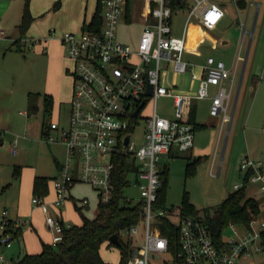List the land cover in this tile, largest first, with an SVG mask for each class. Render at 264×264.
<instances>
[{
	"label": "built area",
	"instance_id": "2783aa9c",
	"mask_svg": "<svg viewBox=\"0 0 264 264\" xmlns=\"http://www.w3.org/2000/svg\"><path fill=\"white\" fill-rule=\"evenodd\" d=\"M129 0H100L102 5L100 31L84 27L77 32L67 31L60 37L66 49L73 77L70 123L60 127L51 119L45 131L48 143L63 145L65 159L58 175L53 179L56 198L51 212L44 196L35 195L37 205L46 215L53 234L52 246L57 247L71 225L59 216L65 201L71 198V190L77 183L90 185L97 193L100 204L110 203L115 195L114 161L117 154L132 157L138 166L134 180L140 191L144 216L136 225L123 228L120 238L140 240V228L144 230L140 244L127 264H245L255 252L262 250L261 234L264 217H255L247 224L231 225V236L217 243L201 217L184 215L176 223L180 228V245L176 253L169 248L168 238L157 223L159 217L168 215L156 208L162 185L159 167L163 154L173 148L187 152L195 142V125L190 120L196 100L208 98L211 87L218 91L211 96L210 114L222 116L223 123L231 121V103L237 79L223 60L209 56L204 64L191 65L184 58L185 37L173 34V8L170 0H147L151 21L147 22L136 42L122 41L118 36L119 23L126 14ZM196 16L208 28H214L224 17V10L215 3L196 0L190 16ZM7 30L0 24V38ZM55 32L51 33L54 36ZM19 46H33L37 40L21 37ZM172 67L176 74L192 71V79L199 80L196 91L175 92L167 84V72ZM229 83V87H226ZM149 86L152 92L147 94ZM162 97H172L174 115H161L157 102ZM152 104L149 114L143 113ZM137 111L136 115L134 112ZM144 121L143 141L138 145L132 138L135 122ZM0 131V138L3 134ZM128 138V141H126ZM13 152L17 153V142ZM241 180L234 184L239 190L246 179L257 184L252 196L264 194V162H255L249 155L240 157ZM132 183V181H131ZM131 199V198H128ZM78 210L89 206V199L76 200ZM261 213L264 205H261ZM260 213V214H261ZM22 224L19 218L10 216L9 210L0 215V245L10 248L15 233ZM151 255L160 258L151 261ZM0 264H11L0 254Z\"/></svg>",
	"mask_w": 264,
	"mask_h": 264
},
{
	"label": "crops",
	"instance_id": "0c3cea01",
	"mask_svg": "<svg viewBox=\"0 0 264 264\" xmlns=\"http://www.w3.org/2000/svg\"><path fill=\"white\" fill-rule=\"evenodd\" d=\"M141 1L144 4L143 5L144 9L141 14L142 16L141 33H142L145 24L151 21V17H150L149 4L147 0H141ZM205 1L215 3L224 10V17L219 22V24L214 28H208L204 24H202L201 21L196 16L192 15L191 17H194L196 21V27L203 29L204 34L202 32L197 31V28L194 26L193 31L191 32L192 36L189 39H187L186 33L182 29V27H180V29L177 32H175L174 19H175L176 11L178 9L177 8L173 13V20H172L173 34L175 36L185 37L184 55L192 54L201 57V61L197 63H193V65L196 66V65L204 64L209 56H213L216 59L223 60L226 63L227 67L231 69L233 72H235V76L238 82L240 81L239 73H238L239 64L241 62H245L244 60H246V57L247 60H249V54H250L249 52H250L251 44L253 43V34L255 35L256 32H257L256 45L258 44L260 45L261 36L264 31V0H205ZM69 2L71 3L72 9L67 12L66 6ZM98 2L99 0H31L30 8L34 20L25 34L27 35L29 34L31 35L30 36L31 38L34 37L35 40L40 41L38 44L39 53L43 54L42 58H45L46 64L48 66L47 75L45 79V83L46 82L48 83L45 88L48 89H44V90L47 92L45 94L53 97V102H58V103L60 102V99L63 96V88H65L67 80H70V82H68L69 85L67 90L70 97L68 102H70L71 100L72 90H73V77L71 76V74H69L68 67L71 66L72 61L67 57L66 49L63 46L60 37L56 35L51 36V34H49V31L51 29H49L50 26L48 25L50 24L48 23L44 27L40 28V23L46 21L48 15H52L51 19H55L58 21L60 19L61 20L63 19L65 23L63 28L74 32L80 31L84 25L89 24L92 21L94 13L96 12L98 6ZM188 3L189 0H185L179 8H181V10L188 9L189 11L188 17H189L192 7L196 4V0L190 6ZM24 6H25V0H0V24L4 28L5 26L9 28H15L13 34L11 35L9 34L7 36L8 34L7 33L5 37L0 38V43L1 42L6 43L3 49H6V47L9 46V41L11 40V38L12 40L13 38H16L15 36L17 35V32H19L20 35L19 25L23 18ZM124 18L126 20V25L131 26L130 24H132L134 17L131 11L130 0L127 3V11ZM136 18L137 17H135V19ZM140 34L138 37L136 38L131 37L129 41H124V42H129V43L136 42L139 39ZM249 35H251L250 38ZM15 42L16 40L14 41V43ZM245 45H248V47H247V54L244 57L243 55H241V53L244 50ZM259 45L255 53L254 54L252 53V55H254V58L258 53ZM234 48L235 51H238V56L235 58V61L232 64L230 62V58H232L231 55H234V53H232ZM18 50L22 51V49L21 50L18 49ZM18 50H16L15 52H18ZM206 51H208V55H206L207 54ZM226 52H227L228 61H226V59L223 57V55L226 54ZM171 71H173L172 67L168 69L167 75ZM191 80L192 83L194 82L198 83L199 86L198 79L193 81L192 73H191ZM226 85H227L226 87H229L230 84L227 83ZM168 86L172 87V89L175 92H181V93L196 91L198 89L197 86V88L195 89L191 88V89L177 91L176 89L178 88V82L176 81L171 82L170 84H168ZM261 90H264V88H258L253 98L251 111L249 113V117L247 118V123H249V125L250 124L254 125V123H256V119L258 115L253 117V122L251 118L253 116L252 112H254L256 107L259 108L260 104L262 103V99L259 98ZM217 91L218 88L216 86H212L211 94L208 98L200 99L199 102L198 100H196L193 104L190 114V120L193 124H197V126L199 127L195 130L194 146L192 149L187 151L190 158L195 153L194 150L196 147L195 144H196L197 131H206L203 129L205 128L209 129L210 127H215L216 125H221V124H222V130L224 128L223 127L224 124L226 125L228 124L229 125L228 130H231L239 104H241L242 109L244 108L246 96L248 95V88H240L239 97L234 110L236 95L238 93V88H236L235 90V86H234L233 95H232L233 102L230 106L232 119L228 123H223L221 115L212 116L210 114V107L212 103L211 96L216 94ZM35 93H38V96L36 98L38 102L36 101V104L37 107H40L38 98L41 97L40 96L41 91L39 90L38 92ZM65 93L66 92H64V94ZM10 94H11L10 91H7L5 93L0 92V101H5L6 103H10L11 101H13V97H10ZM28 98H29V94H28ZM163 98H170L172 100V111L168 113V117L172 118L174 115L173 99L172 97H163ZM42 100H44L43 97ZM200 102L201 103L203 102V105H205L208 108V112L210 115L209 117L211 119L208 123L205 124L199 123L197 119L198 103ZM4 104L5 103L0 102V131L4 132L1 135L2 137L0 138V215L2 211L6 209L9 210L11 217L19 218L22 223L27 222V224H22L21 227L16 230L15 240L10 248H5L0 245V254H4L5 257L9 260V262L12 263V260L21 258V256L24 255L25 253H30V254L40 253L43 249V244H52L53 234L47 224L46 215L35 201V195H40L35 192V179L37 178V176L48 178L47 193L41 196H44V199L49 203L51 212L54 214H58V212L53 207V202L56 198V194L53 186V179L59 173L60 165L65 159V152L63 157L55 156L53 151L44 144L45 142L43 138H45V130L43 131L42 127L40 129L38 126H32V123L29 118L27 124L26 123L23 124V128L21 129V130H25L27 128L25 130L26 133L24 135L16 136L15 138L12 137L13 136L12 134L7 135L9 129L6 130V128H10L13 131L14 124L12 122H9V120L6 118V114L8 115L10 113V110L8 108H4L3 107ZM55 105L57 104L53 103V108ZM147 105H149L151 111L152 104L149 103ZM19 113H21L22 115H28L29 117L31 111L30 110L20 111ZM140 121L143 120H139V122ZM29 133L34 135V138H36L32 140H36L37 142H39V146H40L38 153L39 159L35 164L31 166L27 165L26 166L27 168L22 169L23 164H28L27 163L28 155L25 159L20 157L19 159L17 158L16 160H14L13 163H8L4 158V155L2 153V148L4 146L5 140L7 139V137H9V142H11L12 155L17 156L19 154V143L20 144L22 143V146L28 150V148L32 146V145L30 146V144L28 143L29 142L28 138L29 140L31 138ZM255 134L261 137L259 139L260 140L259 145L255 144L254 142ZM244 137L247 144L248 143L250 144L251 136H248L245 133ZM22 138L24 140H22ZM262 139H264V128L256 129L253 127V149H251V145H250V148L249 147L247 148L250 154H246V155H249L255 162H264V154H263L264 140L262 142ZM26 140L28 142H26ZM16 142H17V153H14L13 148ZM198 143L199 144L201 143L200 136L198 139ZM180 153L183 152L179 151L178 148H173L170 153L163 154L160 164H162L163 158L170 159L171 157L180 155ZM201 157L202 156L199 155L196 158H201ZM240 157L238 158V169H239ZM22 159L24 160V163H21ZM165 169H168V166L164 165L163 169L161 168V171ZM15 171L17 172L18 175H15ZM238 172L241 180L240 171ZM78 184L79 183L74 185V187L71 190V198L67 199L59 210V216L71 226L81 225L83 223L81 212L77 209L76 206V200H80L85 197L88 198L89 206L86 209L91 208V203H92L91 198L93 194L89 190L86 189L84 193L81 194V196L79 197H77L73 193L75 186ZM15 185H17L18 187L13 190V187ZM256 188H257V184L249 183L248 195L252 196L253 191ZM95 198L98 200V203L95 204L93 207V216H88L86 215V212L83 211V213L88 218L91 219H93L97 215L99 209V199L97 193L95 194ZM256 198L259 199L261 203H263L264 205L263 193L258 194ZM263 213H264V209H263ZM74 220L76 221L75 223ZM143 233L144 230L141 227L140 240L136 241L134 243L135 245L140 244L141 239L143 237ZM105 244H107L108 247L112 246L110 244V240L104 242L102 246ZM102 246H101V256L103 260L107 262L102 253ZM261 251H263V249L254 253L253 259L249 261L250 264L263 263V259L262 257H260ZM120 259H121V252H120ZM109 264H114V263H109Z\"/></svg>",
	"mask_w": 264,
	"mask_h": 264
},
{
	"label": "rangeland",
	"instance_id": "374dc122",
	"mask_svg": "<svg viewBox=\"0 0 264 264\" xmlns=\"http://www.w3.org/2000/svg\"><path fill=\"white\" fill-rule=\"evenodd\" d=\"M194 1L195 0H189V6L193 4ZM143 5L144 4L141 0H130V6L134 20L132 21V24H130L131 26H128L126 25L124 15L122 16L119 23L118 36L123 41H129L131 37L136 38L141 33V14L144 9ZM71 9L72 6L69 2L66 6V11L68 12ZM188 14V9L181 10V8H178L174 19L175 32H177L180 27H182V29L186 33L187 39L192 36L191 32L193 31L194 26L196 27V21L194 17H188ZM135 17L137 18L135 19ZM51 18L52 15H48L47 20L43 23H40V28L49 23L50 25L48 26H50L49 29H51L49 31V34H51V32H55V35L58 37H61L62 34L70 31L63 28L65 24L63 19H60L58 21ZM5 29L8 33L7 36L9 34H13L15 30V28H9L6 26ZM197 31L204 34L203 29L197 28ZM20 36L21 33L19 35V32H17V35L15 36L16 38H13V40L11 38V40L9 41V46L6 47V49H3L6 43H0V92L5 93L7 91H10V97H13V101H11L10 103L0 101L1 103H5L3 105L4 108H8L10 110V113L8 115L6 114V118L9 120V122H12L14 124L13 131L10 128H6V130L9 129L7 135L12 134L13 138H15L16 136L24 135L27 128L25 130L21 129L23 128V124H27L28 118L30 119L32 126H38L40 129L42 127L43 131L48 130L52 133H55V130L49 129V122L51 121V119L57 120L60 124V127H67L70 123L71 103L68 102L70 97L67 92L69 85L68 82H70V80H67L65 88H63V96L61 97L60 102H54V104L57 105L54 106L53 111L50 113H46L44 111V100H42V97L44 98V96L46 95L45 93H47L44 89H48L45 88L48 84L47 82L45 83L48 66L46 64L45 58H42L43 54L39 53L38 44L40 41L37 40V42H35L31 47H29L28 45L21 46L22 51H19L17 49V46H19V44H15L14 41H18V39H20ZM30 36L31 35L29 34H25L22 37L24 39H27L31 38ZM250 37L251 35H249V38ZM256 38L257 32L255 35L253 34V43L251 44L249 60H247L245 74L241 85V88H248V95L246 96L244 108L242 109L241 104H239L238 106L231 130H228V124H224V128L222 130L221 124L216 125L215 127H210L209 129H203L206 131H197L195 144L196 147L194 150L196 154L194 153L190 158L187 152H183L180 153V155L171 157L170 159L163 158L162 164L159 165L160 169H163L164 165L168 166V181L164 192L167 206L175 208L174 212L168 214L174 222H178L179 220V207L182 204L184 197H187V199L192 202L198 209L203 210L207 207H214L222 202L226 198L228 193L234 190V184L240 182L238 172V158L240 156L250 154L247 149L248 147L250 148V145L251 149H253V127L256 129L264 128V90H261L259 95V98L262 99L260 107H256L254 112H252V122L253 117L258 115L256 123H254V125H249V123H247V118L249 117V113L251 111L255 93L258 88H264V31L261 36L260 45L258 44V53L254 58V55H252V53L254 54L258 47V45H256ZM33 39L35 40L34 37ZM247 47L248 45H245L244 50L241 53V55H243L244 57L247 54ZM16 50H18V52H15ZM227 52L223 55L226 61H228ZM206 53V55H208V51H206ZM232 53H234V55H231L232 58H230V62L233 64L235 58L238 56V51H235L234 48ZM184 58L188 62L190 61V64L201 61V57L192 54H186L184 55ZM243 64L244 62H241L238 67L239 78L241 76ZM191 73L192 71L189 70V72L187 73L176 75L173 71H171L167 75V84L175 81L178 82V88L176 89L177 91L191 88L195 89L197 88L198 83H192ZM238 87L239 81L236 82L235 90ZM39 90L41 91V97L38 98L40 107H37L36 110L31 111L29 117L28 115H22L21 113H19L20 111H29L28 94L29 92H38ZM64 92L66 93L64 94ZM199 101L200 100H198V102ZM157 108L161 115L168 116V113L172 111V100L170 98H160L157 102ZM142 111L144 114H149V105H146ZM209 116L210 115L208 112V108L203 105V102L198 103V122L203 124L208 123L211 120ZM134 124L135 131L132 135V138L136 139L138 145H140L143 141L145 126L144 121H140L138 123L135 122ZM245 133L248 136H251L250 144H247V142L245 141ZM30 136V140L28 138L29 142L26 140V142H28L30 146L32 145L31 147L28 146L29 151L22 146V143H19V154L17 156L12 155L11 142H9V137H7L2 148V153L8 163H13L14 160H16L17 158L19 159L20 157L25 159L28 155V164H23L22 167V169H25L27 168V165L31 166L38 161V153L40 149L39 142H37L36 140H32L36 139L34 138V135L30 134ZM199 136L201 137L200 144L198 143ZM260 138L261 137L257 134L254 135L255 144H260ZM22 140L24 139L22 138ZM43 140L45 142L44 144L53 151L55 156H64L63 145L59 144L58 142L48 143L45 138H43ZM263 140L264 139H262V142ZM199 155H201L202 157L196 158ZM23 159L21 160V163H24ZM195 159H197L195 161V171L194 173L187 175V164L188 162H192ZM130 179L132 180V183L126 189L125 194L128 198H133L134 203H136L140 200V191L135 183L134 175H132ZM17 187L18 186L15 185L13 187V190ZM86 189L89 190L93 194V196L91 198V208L85 209L84 211L86 212V215L93 216V207L98 203V200L95 198V191L89 185L79 183L75 186L73 193L77 197H79L84 193ZM260 216L264 217L263 211ZM75 222L76 221L74 220V223ZM239 228L240 230H243V226L240 225ZM224 233L225 236H231L233 232L231 228H228ZM121 238L123 241H126L125 236H122ZM102 253L107 262L114 264L120 262L119 247H108L107 244H105L102 246ZM260 254V257H262L263 259V263L259 264H264V251H261ZM159 259L160 258L151 255V261L157 262L159 261ZM245 264H250V262L248 261Z\"/></svg>",
	"mask_w": 264,
	"mask_h": 264
},
{
	"label": "trees",
	"instance_id": "16d2710c",
	"mask_svg": "<svg viewBox=\"0 0 264 264\" xmlns=\"http://www.w3.org/2000/svg\"><path fill=\"white\" fill-rule=\"evenodd\" d=\"M185 0H170L173 11L179 8ZM31 0H25L24 13L19 25L21 36H24L29 29L34 17L30 8ZM102 5L100 0L93 19L83 27L92 31H100L102 20L100 17ZM19 44V40L15 42ZM18 49H22L17 46ZM38 93H29V110L37 109L36 98ZM53 97L44 96V111L50 113L53 110ZM195 125V130L199 127ZM203 127V126H202ZM195 159L187 164V175L195 171ZM116 163L115 172V195L108 204H100L97 215L88 218L82 210L81 225H72L65 230L64 240L54 247L51 244H43V249L38 254L25 253L21 258L12 260L11 264H109L101 256V246L109 241L113 234H120V231L131 225H136L142 221L144 216L143 207L140 202L133 203V198L128 199L125 194L126 189L131 185L130 177L138 170L134 159L126 154H117L114 159ZM15 175H18L15 171ZM162 185L159 190V198L155 204L156 208L164 209L168 214L175 211L174 207H168L165 200V188L168 181V169L160 173ZM46 177L35 179V192L43 195L47 193ZM249 181L246 179L244 185L239 190H233L226 198L214 207L198 209L187 197H184L179 207L180 216L189 215L203 218L209 227L212 238L220 243L225 235V230L231 225H247L252 218L258 217L261 213V201L255 196L248 195ZM157 223L163 235L169 240V248L172 253H176L180 245V228L176 222L172 221L169 215L159 217ZM261 246L264 251V232L261 234ZM112 246L113 243L110 242ZM116 246V245H115ZM118 247V246H117ZM121 259L119 264H127L128 260L135 252L136 245L132 238L122 240L119 246Z\"/></svg>",
	"mask_w": 264,
	"mask_h": 264
},
{
	"label": "water",
	"instance_id": "95a60500",
	"mask_svg": "<svg viewBox=\"0 0 264 264\" xmlns=\"http://www.w3.org/2000/svg\"><path fill=\"white\" fill-rule=\"evenodd\" d=\"M246 64H247V57H246V60L244 62V66H243V69H242V73H241V76H240V81H239V87H238V93L236 95V101H235V104H234V110H235V107H236V104H237V100H238V97H239V91H240V88H241V84L243 82V78H244V74H245V67H246ZM152 92V87L149 86L148 88V91H147V94H150ZM137 111L134 112V114L136 115ZM234 113V112H233ZM128 141V138L127 140ZM110 242L113 243L114 245L116 246H121L122 244V240L121 238L119 237L118 234H113L111 237H110Z\"/></svg>",
	"mask_w": 264,
	"mask_h": 264
},
{
	"label": "flooded vegetation",
	"instance_id": "af4514ba",
	"mask_svg": "<svg viewBox=\"0 0 264 264\" xmlns=\"http://www.w3.org/2000/svg\"><path fill=\"white\" fill-rule=\"evenodd\" d=\"M68 72H69V74H71V68L70 67H68ZM71 76H72V74H71Z\"/></svg>",
	"mask_w": 264,
	"mask_h": 264
}]
</instances>
